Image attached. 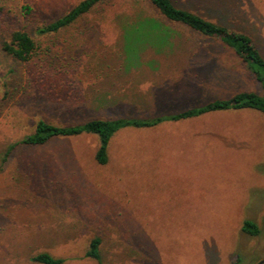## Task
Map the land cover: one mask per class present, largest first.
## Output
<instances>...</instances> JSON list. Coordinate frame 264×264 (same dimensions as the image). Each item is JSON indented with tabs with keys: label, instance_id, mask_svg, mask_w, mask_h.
I'll use <instances>...</instances> for the list:
<instances>
[{
	"label": "rangeland",
	"instance_id": "obj_1",
	"mask_svg": "<svg viewBox=\"0 0 264 264\" xmlns=\"http://www.w3.org/2000/svg\"><path fill=\"white\" fill-rule=\"evenodd\" d=\"M79 1L0 0V264H39L30 256L42 250L67 257L64 264H96L84 256L94 235L107 264H257L264 113L230 109L124 128L105 164L90 133L20 143L40 118L75 124L264 93L234 50L166 21L146 0H106L57 32L39 33ZM173 1L249 34L264 57V0ZM147 17L169 26L173 47L131 54L122 27ZM16 28L38 43L28 61L3 49ZM245 219L258 224V236L242 231Z\"/></svg>",
	"mask_w": 264,
	"mask_h": 264
},
{
	"label": "trees",
	"instance_id": "obj_2",
	"mask_svg": "<svg viewBox=\"0 0 264 264\" xmlns=\"http://www.w3.org/2000/svg\"><path fill=\"white\" fill-rule=\"evenodd\" d=\"M104 1L106 0H80L59 18L42 25L38 28V31L39 33L57 32L74 23L78 18ZM146 1L166 21L185 25L204 36L221 40L246 63V66L264 87V57L249 34L228 27L216 19L200 14L196 10L180 7L173 0ZM23 8L26 13L32 9L29 5H25ZM122 29L125 50L131 52V54H135L139 48L142 50L146 46L154 48L157 53H162L167 48L173 47V43L170 42L172 31L169 26L155 18L147 17L132 27L126 25ZM3 49L19 60L28 61L37 53L38 43L27 30L16 28L10 33L9 39L3 43ZM132 57L134 58V56ZM136 57L139 59L138 55ZM244 108L255 109L264 113V93L239 91L229 97L216 98L177 112L154 115L95 117L75 124H56L40 118L37 120L34 130L24 136L20 143L40 146L55 138H68L82 133H90L96 135L99 139L95 158L98 163L105 164L108 161L110 141L121 129L150 128L167 121H179L210 112ZM15 145L14 143L9 146L3 155V159L9 155ZM241 229L250 236H258L260 234V227L252 219H245ZM102 244V237L94 235L89 240L84 256L96 264H107L103 259ZM30 259L39 264H64L68 260L67 257L57 256L46 250L33 253ZM236 260L241 261L242 256L238 254Z\"/></svg>",
	"mask_w": 264,
	"mask_h": 264
},
{
	"label": "water",
	"instance_id": "obj_3",
	"mask_svg": "<svg viewBox=\"0 0 264 264\" xmlns=\"http://www.w3.org/2000/svg\"><path fill=\"white\" fill-rule=\"evenodd\" d=\"M264 263V258L261 259L257 264H263Z\"/></svg>",
	"mask_w": 264,
	"mask_h": 264
}]
</instances>
